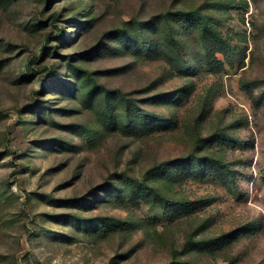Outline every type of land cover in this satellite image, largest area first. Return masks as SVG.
I'll return each mask as SVG.
<instances>
[{
	"label": "rangeland",
	"instance_id": "1",
	"mask_svg": "<svg viewBox=\"0 0 264 264\" xmlns=\"http://www.w3.org/2000/svg\"><path fill=\"white\" fill-rule=\"evenodd\" d=\"M186 263L264 264V0H0V264Z\"/></svg>",
	"mask_w": 264,
	"mask_h": 264
},
{
	"label": "trees",
	"instance_id": "2",
	"mask_svg": "<svg viewBox=\"0 0 264 264\" xmlns=\"http://www.w3.org/2000/svg\"><path fill=\"white\" fill-rule=\"evenodd\" d=\"M42 56H43V53H39V54L35 57V61L38 62L39 59L42 58ZM186 264H188V263H186Z\"/></svg>",
	"mask_w": 264,
	"mask_h": 264
}]
</instances>
